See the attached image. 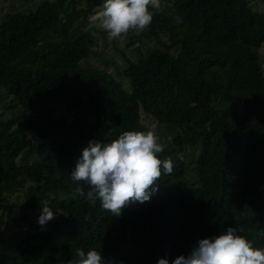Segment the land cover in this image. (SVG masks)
<instances>
[{
	"label": "trees",
	"instance_id": "16d2710c",
	"mask_svg": "<svg viewBox=\"0 0 264 264\" xmlns=\"http://www.w3.org/2000/svg\"><path fill=\"white\" fill-rule=\"evenodd\" d=\"M76 1L0 16V87L23 110L0 118V222L22 231L11 248L0 229V264H71L78 248L100 252L104 264H171L228 227L264 248V11L247 0L152 10L148 29L127 36L134 57L113 62L127 89L81 63L94 43L81 25L103 0ZM141 113L175 131L158 154L173 172L149 201L114 217L71 172L89 141L149 131ZM18 188L21 201L10 200ZM42 206L56 214L44 226L28 212Z\"/></svg>",
	"mask_w": 264,
	"mask_h": 264
},
{
	"label": "clouds",
	"instance_id": "9594fccd",
	"mask_svg": "<svg viewBox=\"0 0 264 264\" xmlns=\"http://www.w3.org/2000/svg\"><path fill=\"white\" fill-rule=\"evenodd\" d=\"M160 7V0H103L90 20L113 40L130 31L139 35L147 30L153 20L150 9ZM164 147L152 130L126 131L110 143L92 140L82 148L71 177L88 185L87 198H98L103 209L119 217L130 204L149 201L161 176L173 172L172 159L158 156ZM76 191L85 195L83 188ZM55 216L48 206H42L38 223L44 226ZM238 232L228 227L219 235L200 239L187 256H177L171 264H264V248L253 247ZM76 256L71 264H104V257L95 249L85 252L78 248ZM157 264H169V260L160 258Z\"/></svg>",
	"mask_w": 264,
	"mask_h": 264
},
{
	"label": "rangeland",
	"instance_id": "374dc122",
	"mask_svg": "<svg viewBox=\"0 0 264 264\" xmlns=\"http://www.w3.org/2000/svg\"><path fill=\"white\" fill-rule=\"evenodd\" d=\"M39 1L40 0H0V16L5 12L11 11L16 8L32 7ZM247 1L252 8L264 11V0ZM83 2L84 0H77L76 5H83ZM160 2V9H165L167 11L171 9V0H160ZM102 4L103 2L94 7L96 9V12L101 9ZM150 10L152 11V9ZM93 14L94 13H89L87 19L84 21V25H81V27L83 28L87 27L88 29H90L94 36V43L91 46V51L86 58L82 59L81 63L105 68L114 77L119 79L128 89L127 79L120 73H118L117 69L114 67L113 62L117 64V68H120L125 64L121 55L122 53L131 56L132 58L134 57V50L132 49V47L126 45L128 42L127 36L129 35V33H127L126 35H122L119 38L109 40L105 30H103L98 23L91 22L90 17ZM165 35L166 34L163 33L161 34V37L164 38ZM257 54L264 74V44L259 46V48L257 49ZM9 100L10 95L6 94L0 87V118L2 119L16 116L17 114H23V110L20 109L18 105L12 102L9 103ZM141 120L149 128V130L154 131L160 137L161 143H163L165 140H169L175 134V131L173 129H170L163 124L157 123L155 120L151 119L143 113H141ZM31 160L32 159H29V161ZM193 171H191V175H193ZM262 189L264 191V183L262 185ZM9 198L10 200L15 199L18 202L21 201L22 193L20 189L18 188L14 190ZM28 212L33 213V219L35 220V222H37L41 211L39 209H29ZM262 218H264V205L262 208ZM0 229L6 235L8 245L11 248L16 246L18 239L22 233L20 227L12 219L3 216V220L0 222Z\"/></svg>",
	"mask_w": 264,
	"mask_h": 264
}]
</instances>
